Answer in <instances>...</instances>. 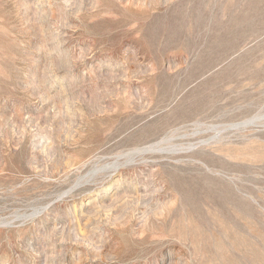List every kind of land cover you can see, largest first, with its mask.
I'll return each mask as SVG.
<instances>
[{
	"label": "rangeland",
	"instance_id": "rangeland-1",
	"mask_svg": "<svg viewBox=\"0 0 264 264\" xmlns=\"http://www.w3.org/2000/svg\"><path fill=\"white\" fill-rule=\"evenodd\" d=\"M0 264H264V0H0Z\"/></svg>",
	"mask_w": 264,
	"mask_h": 264
}]
</instances>
